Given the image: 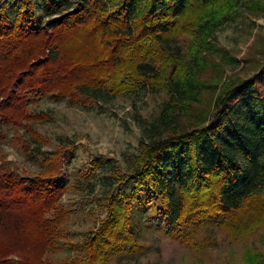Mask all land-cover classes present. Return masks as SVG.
Returning a JSON list of instances; mask_svg holds the SVG:
<instances>
[{
	"label": "trees",
	"instance_id": "16d2710c",
	"mask_svg": "<svg viewBox=\"0 0 264 264\" xmlns=\"http://www.w3.org/2000/svg\"><path fill=\"white\" fill-rule=\"evenodd\" d=\"M244 8L262 12L264 0H0V127L24 128L38 144L36 173L0 169V264H113L136 259L150 228L198 246L215 226L231 239L264 227V61L227 74L240 60L212 42ZM142 91L167 100L152 120L137 118L138 152L125 166L96 155L69 184L74 145L43 150L32 122L49 115L30 102ZM70 188L105 214L75 256L52 262L49 251L67 245L57 242ZM249 263L264 264V252Z\"/></svg>",
	"mask_w": 264,
	"mask_h": 264
},
{
	"label": "rangeland",
	"instance_id": "374dc122",
	"mask_svg": "<svg viewBox=\"0 0 264 264\" xmlns=\"http://www.w3.org/2000/svg\"><path fill=\"white\" fill-rule=\"evenodd\" d=\"M182 41L184 46L190 45L187 35ZM212 42L240 60V66L236 68L226 65L227 74H252L253 65L248 60L258 58L264 61V11L257 13L244 8L239 16L219 27ZM166 100L164 92L149 91H142L134 98L118 96L99 102L84 96L73 102L69 97L59 99L49 95L31 101L29 107L49 115V120L32 122V126L48 139L42 144L43 150H55L59 141L74 145L70 147L71 154L64 166L70 184L78 178V170L96 155L113 157L125 166L126 154L138 152L143 135L137 118L152 120ZM37 146L24 128L2 124L0 169L5 165L21 175L36 173L38 163L32 154ZM80 196L70 188L60 200L71 214L65 222L67 230L57 242L58 245L67 242V245L49 251L47 258L52 262L60 263L68 256H75L82 247L85 233L94 228L99 216L102 218L105 214L96 199L92 203H83ZM52 214L53 211L49 212ZM205 231H200L196 237L199 245L192 246L177 241L160 229L150 228L140 240L141 253L136 259L123 257L122 260H114L113 264H250L253 251L264 252V227L241 239H231L217 226Z\"/></svg>",
	"mask_w": 264,
	"mask_h": 264
}]
</instances>
